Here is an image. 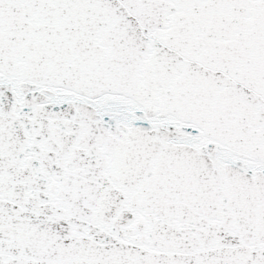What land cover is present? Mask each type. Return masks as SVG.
Returning <instances> with one entry per match:
<instances>
[{"label": "snow or ice", "instance_id": "snow-or-ice-1", "mask_svg": "<svg viewBox=\"0 0 264 264\" xmlns=\"http://www.w3.org/2000/svg\"><path fill=\"white\" fill-rule=\"evenodd\" d=\"M0 264H264V0H0Z\"/></svg>", "mask_w": 264, "mask_h": 264}]
</instances>
